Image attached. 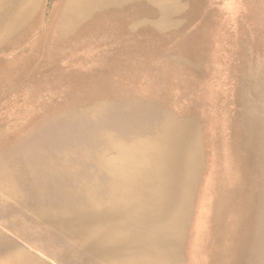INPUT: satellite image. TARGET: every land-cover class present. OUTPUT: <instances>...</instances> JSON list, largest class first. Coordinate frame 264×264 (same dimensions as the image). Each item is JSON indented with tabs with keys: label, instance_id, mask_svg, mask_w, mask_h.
I'll return each instance as SVG.
<instances>
[{
	"label": "rangeland",
	"instance_id": "374dc122",
	"mask_svg": "<svg viewBox=\"0 0 264 264\" xmlns=\"http://www.w3.org/2000/svg\"><path fill=\"white\" fill-rule=\"evenodd\" d=\"M0 264H264V0H0Z\"/></svg>",
	"mask_w": 264,
	"mask_h": 264
}]
</instances>
